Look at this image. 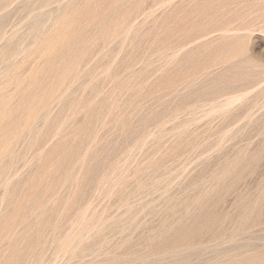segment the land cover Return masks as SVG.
Listing matches in <instances>:
<instances>
[{
  "label": "rangeland",
  "instance_id": "rangeland-1",
  "mask_svg": "<svg viewBox=\"0 0 264 264\" xmlns=\"http://www.w3.org/2000/svg\"><path fill=\"white\" fill-rule=\"evenodd\" d=\"M0 264H264V0H0Z\"/></svg>",
  "mask_w": 264,
  "mask_h": 264
}]
</instances>
